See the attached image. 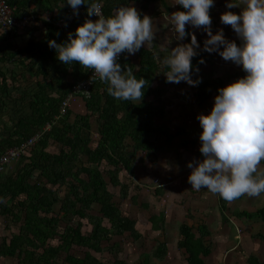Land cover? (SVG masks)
Returning <instances> with one entry per match:
<instances>
[{"label": "trees", "instance_id": "trees-1", "mask_svg": "<svg viewBox=\"0 0 264 264\" xmlns=\"http://www.w3.org/2000/svg\"><path fill=\"white\" fill-rule=\"evenodd\" d=\"M2 1L13 9L17 19L31 15V12L33 15L47 13L53 22L42 23L47 34L39 42L40 46H27L13 53H3L0 47V155L41 134L37 144L10 165L3 179L0 176V220L10 221L13 227L11 235L3 237L0 243V260L15 259L17 264H110L97 254L111 251L114 245L110 243L114 237L129 235L135 242L142 238L137 220L123 213L110 186L119 188L121 201L138 203L136 196L128 199L129 185L120 181V173L125 171L135 179V170L140 167L136 159L138 153H154L162 149L161 140L172 143L186 133L180 128L173 134L167 124L159 123L165 120L168 105L164 75L168 69L162 62L165 55L157 56L151 49L143 47L135 54L122 52L119 63L123 70L130 66L138 78L145 79L141 100H118L108 93V84L100 80L95 83L90 98L74 97L84 101L87 110L84 115L73 117L71 106L61 115L72 86L86 79L92 69L79 62L65 64L60 61L47 41L56 39L62 43L70 31L74 32L84 23L82 17L61 28L56 23L68 20L66 0ZM101 1L105 16L114 14L121 4L142 2ZM152 1L155 0H146V3ZM81 6L85 10L88 7L86 4ZM141 8H146V4L142 3ZM179 10L185 9L179 5ZM37 20L36 17L24 31L33 29ZM14 30L5 33L16 34ZM198 53L192 62L200 72H194L193 78L202 73V66L211 65L214 60L207 51ZM18 55L34 56L28 65L41 62L36 77L42 79L24 80L11 68L6 69L5 63H12ZM201 57L204 63H200ZM23 66L27 67L25 62ZM245 75L243 69L235 72L234 79L215 78L195 85V103L202 106L218 94L220 87L227 86L229 80L234 82ZM48 125L50 129L46 130ZM198 143L197 151H200L202 141L200 144L194 139H182L180 145L188 150L189 146ZM51 146L56 150H50ZM260 163L264 165V160ZM62 188H65L63 197L60 195ZM163 188L153 190L154 194L164 195ZM242 196L226 200L216 193L223 221H227L225 210L230 201H238ZM143 206L148 207L147 204ZM253 213L235 211L233 216L247 219L257 216L264 222V207ZM75 218L79 221L74 224ZM84 220L88 225L85 231ZM148 222L155 232L164 231L166 212L152 214ZM194 230L193 225L181 224L177 248L187 254V264H207L204 259L212 253L208 241L214 232L204 222L198 224L199 236ZM259 238L264 240L262 235ZM167 254L166 243L160 242L153 257L162 261ZM249 263L263 264L256 257H250ZM112 264L129 263L116 259Z\"/></svg>", "mask_w": 264, "mask_h": 264}, {"label": "clouds", "instance_id": "clouds-1", "mask_svg": "<svg viewBox=\"0 0 264 264\" xmlns=\"http://www.w3.org/2000/svg\"><path fill=\"white\" fill-rule=\"evenodd\" d=\"M215 2L177 0L185 10L172 12L171 22L178 40L189 36L186 24L203 26L207 33L203 50L217 52L245 70V76L218 89L208 114H198L203 129L200 152L204 158L188 162L191 169L188 181L193 188H206L233 200L245 193L264 192V175L257 173V165L264 160V0H245L243 7L227 0L228 9L241 7L239 13L229 10L221 14V22L231 25L241 40L239 44L228 39L223 28L213 34L210 9ZM66 3L77 16L79 6L86 4L88 16L96 15L98 19H85L62 43L49 39L47 43L56 50L57 58L65 64L79 62L94 69V76L106 82L108 93L118 100H141L145 79L138 78L130 66L124 71L117 58L125 51L135 54L146 42L153 41L152 18L142 16L132 3L121 4L108 16L102 13L101 0H66ZM31 16L39 19L38 14ZM200 47L193 31L190 42L171 49L162 61L168 69L164 73L167 82L186 81L194 86L202 82L200 76L193 78V73H199L200 69L192 62ZM204 62L201 57L200 63Z\"/></svg>", "mask_w": 264, "mask_h": 264}, {"label": "rangeland", "instance_id": "rangeland-1", "mask_svg": "<svg viewBox=\"0 0 264 264\" xmlns=\"http://www.w3.org/2000/svg\"><path fill=\"white\" fill-rule=\"evenodd\" d=\"M146 0H142L145 3ZM241 7L245 6V0H233ZM227 0H216L210 9L212 16V29L215 34L223 28L228 39L240 42V38L235 33L231 25L221 22V14L225 11L239 13L241 7L228 9ZM167 7L169 11L167 12ZM139 10V8L136 6ZM179 9L177 0H157L151 2L148 10L143 12L152 18V30L155 33L153 41L146 42L143 47L151 49L155 55L167 56L171 49L179 43H187L188 38L194 31L201 47L197 51L203 50V43L207 36L203 26L195 28L186 24V30L189 36L183 40H178L176 33L172 29L171 13ZM223 47V46H222ZM204 51V50H203ZM214 57L213 64L202 66V82L204 80H213L215 78L228 80L237 71H242V65H237L231 60H225L217 52L211 53ZM195 76V78L197 77ZM194 78V79H195ZM234 79V78H232ZM229 80L226 84L232 83ZM161 85V81H158ZM167 92L168 105L166 108L165 120L159 123H165L175 134L179 129H185L186 133L176 137L172 143H165L163 140L159 143L161 150L154 153L140 152L136 156L137 164L136 178H131L125 171L119 175L120 181L129 185V197L136 196L138 203L119 198V188L111 187L116 199L121 203L120 207L123 213L137 220V227L142 234V238L134 241L129 235L114 237L111 245H114L111 251H104L97 254L102 261L113 263L116 259L124 260L129 264H187V254L184 250L177 248L179 239V228L182 223L194 227V232L198 234V224L206 223L213 230L214 234L208 241L212 247V253L205 258L207 264H250L249 258L256 257L264 264V240L259 235L264 236V222L259 217L247 219L246 217L236 218L233 213L247 211L256 212L264 207V192L259 195L243 194L238 201H230L225 210L227 221H223L221 209L216 193L206 188L195 189L188 181L191 169L188 162L195 158L203 159L199 150V143L195 146H189L184 150L180 143L182 139L197 140L201 144L200 133L203 131L200 122L197 119L198 114H208L214 106V98L209 102L198 106L195 102V87L189 85L186 81L167 82L165 84ZM80 98H74L71 101L77 105L83 106ZM96 128L97 122L93 120ZM94 134V141L97 140ZM50 150L55 151L51 146ZM141 159V160H140ZM107 169V166H104ZM257 173L264 175V165H257ZM164 187L165 194L162 196L154 194L153 190L158 187ZM65 188L60 189V195L64 196ZM147 204L148 207L143 206ZM166 212V227L164 231L155 232L148 218L152 214ZM255 214V213H253ZM78 218L73 220L75 224ZM83 231L87 228V221H83ZM18 231V229H17ZM13 227L10 221L0 220V243L3 237L11 235ZM160 242H165L168 247V254L162 261L153 257V252ZM116 244V245H115ZM0 264H17L15 259H1Z\"/></svg>", "mask_w": 264, "mask_h": 264}, {"label": "built area", "instance_id": "built-area-1", "mask_svg": "<svg viewBox=\"0 0 264 264\" xmlns=\"http://www.w3.org/2000/svg\"><path fill=\"white\" fill-rule=\"evenodd\" d=\"M104 8V3L101 1V10L102 13ZM66 12L68 15V20L63 23H58L59 27H64L66 24H71L75 19H79V17H82V20L85 22V19H92L96 20L98 17L96 15H93L91 17L88 16L87 11L80 5L79 6V15H75L73 12V9L70 5H67ZM105 15V14H104ZM35 17L28 15L23 17L22 19H17L14 16L13 9L7 5L4 1L0 0V31H8L16 29V31H24L25 28L29 25L30 22L34 21ZM122 58V53L118 55V62H120ZM94 69L91 70L89 76L77 82L72 86L71 92L68 96V98L65 100V102L62 105L61 108V115H64L66 113L67 108L70 105V101L75 96L82 97V98H90L92 89L96 82L100 81L98 76H94ZM93 77V78H92ZM50 129V126L48 125L46 127V130ZM41 134H38L25 143L21 144L20 146L10 148L6 150L4 153L0 155V176L5 172L8 165H10L12 162H15L16 160L23 157L27 150L32 149L37 142L40 140Z\"/></svg>", "mask_w": 264, "mask_h": 264}, {"label": "crops", "instance_id": "crops-1", "mask_svg": "<svg viewBox=\"0 0 264 264\" xmlns=\"http://www.w3.org/2000/svg\"><path fill=\"white\" fill-rule=\"evenodd\" d=\"M157 0L152 1L153 3H156ZM141 3H132L135 7L137 6L139 8V11H141L142 16L144 15L143 12H146L148 10V7L150 5L151 2L146 3V8L142 9L141 8ZM66 8V7H65ZM32 9V8H31ZM167 10V9H166ZM179 10V9H178ZM33 11V10H31ZM168 12V11H167ZM31 14H33V12H31ZM37 14V13H35ZM39 15V19L36 21L34 28L28 31H23V32H17L16 34H6V33H0V37H3V39H0V47L3 50V53H13L19 49H23L25 47H36V46H40V41L44 38V36L47 34V29L45 28V26L42 24L43 22H50L52 23L53 20L51 19V15L44 13L43 15H41L40 13ZM56 14H54L55 16ZM58 23H63V22H58ZM58 23H56V25L58 26ZM66 25H70V24H66ZM59 27V26H58ZM66 27V26H64ZM63 28V27H61ZM66 31V30H65ZM68 32V30L66 31V33ZM143 47V46H142ZM146 48V47H143ZM148 49V48H146ZM34 60V56H26V55H18L16 56L12 63H5V67L7 68H11L14 74L23 76L24 80H30V81H37L42 79V77L37 78L36 77V73L38 70V67L41 65V62H34L31 65H28L31 61ZM25 62V64L27 65V67L23 66V63ZM32 66V67H29ZM73 100V98L71 99V101ZM80 100V99H79ZM71 101H70V105L71 108L73 109V117H75V115H84L87 110L86 107L84 105V101L81 99L80 101L83 102V106L81 105H77V108H75V103H72L71 105ZM12 164V163H11ZM10 164V165H11ZM10 165H8L9 167H7V169L5 170V172L1 175V178L3 179V176L8 173L9 168L11 167Z\"/></svg>", "mask_w": 264, "mask_h": 264}]
</instances>
